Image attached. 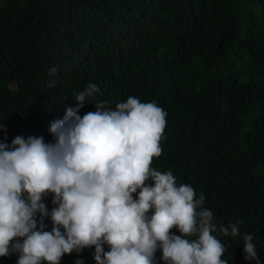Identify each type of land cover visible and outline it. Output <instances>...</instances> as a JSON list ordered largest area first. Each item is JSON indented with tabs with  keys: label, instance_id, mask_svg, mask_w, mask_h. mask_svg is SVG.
Returning <instances> with one entry per match:
<instances>
[{
	"label": "trees",
	"instance_id": "16d2710c",
	"mask_svg": "<svg viewBox=\"0 0 264 264\" xmlns=\"http://www.w3.org/2000/svg\"><path fill=\"white\" fill-rule=\"evenodd\" d=\"M89 83L102 94L86 98L81 117L129 96L167 113L151 167L203 194L217 226L243 222L240 236L213 233L222 259L256 264L245 259L251 234L264 264V0H0V141L54 143L50 123ZM53 198L43 199L49 213ZM44 223L51 231L50 215ZM94 255L85 248L60 264H96Z\"/></svg>",
	"mask_w": 264,
	"mask_h": 264
},
{
	"label": "clouds",
	"instance_id": "9594fccd",
	"mask_svg": "<svg viewBox=\"0 0 264 264\" xmlns=\"http://www.w3.org/2000/svg\"><path fill=\"white\" fill-rule=\"evenodd\" d=\"M94 93L101 90L89 83L75 97L78 106L50 123L54 143L43 136H17L11 146L0 141V257L60 264L65 254L94 246L96 264H157L158 250L164 264H228L213 233L240 236L243 222L217 226L203 194L197 198L172 171L151 167L163 152L167 113L129 96L116 110L98 102L81 117ZM0 130L7 131L2 123ZM49 194L51 213L43 202ZM49 215L53 227L46 231ZM242 239L245 259L261 264L253 236Z\"/></svg>",
	"mask_w": 264,
	"mask_h": 264
},
{
	"label": "rangeland",
	"instance_id": "374dc122",
	"mask_svg": "<svg viewBox=\"0 0 264 264\" xmlns=\"http://www.w3.org/2000/svg\"><path fill=\"white\" fill-rule=\"evenodd\" d=\"M11 86V85H10ZM13 87V86H12Z\"/></svg>",
	"mask_w": 264,
	"mask_h": 264
}]
</instances>
